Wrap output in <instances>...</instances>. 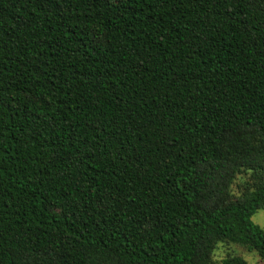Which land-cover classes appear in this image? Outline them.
Returning a JSON list of instances; mask_svg holds the SVG:
<instances>
[{
  "label": "trees",
  "instance_id": "16d2710c",
  "mask_svg": "<svg viewBox=\"0 0 264 264\" xmlns=\"http://www.w3.org/2000/svg\"><path fill=\"white\" fill-rule=\"evenodd\" d=\"M262 208L264 0H0V264L264 259Z\"/></svg>",
  "mask_w": 264,
  "mask_h": 264
},
{
  "label": "rangeland",
  "instance_id": "374dc122",
  "mask_svg": "<svg viewBox=\"0 0 264 264\" xmlns=\"http://www.w3.org/2000/svg\"><path fill=\"white\" fill-rule=\"evenodd\" d=\"M235 190L237 191V188ZM253 221L264 229V208L259 209L254 214ZM230 255H240L247 260L248 264H264V259L257 252L249 250L239 244L229 242H221L218 244L214 254L215 264H223L222 260Z\"/></svg>",
  "mask_w": 264,
  "mask_h": 264
}]
</instances>
